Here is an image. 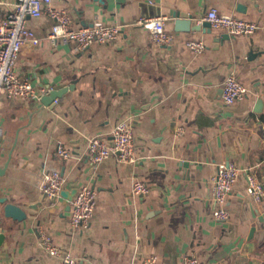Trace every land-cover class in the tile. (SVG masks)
<instances>
[{"label":"crops","instance_id":"1","mask_svg":"<svg viewBox=\"0 0 264 264\" xmlns=\"http://www.w3.org/2000/svg\"><path fill=\"white\" fill-rule=\"evenodd\" d=\"M52 4L69 9L73 24L99 19L122 30L86 50L61 40L21 50L17 72L39 92L61 89L57 104L65 106L57 110L48 104L44 95L50 91L40 100L0 95V198L27 211L24 220L0 213V264H60L41 247L40 229L79 264H142L151 254L156 264H183L184 253L192 251L200 264H264V198L255 201L246 180V172L255 170L264 183V0ZM213 7L255 20L259 27L222 42L214 37L226 32L213 27L211 32L176 29L173 11L190 12L193 22L202 23ZM7 8L1 3L0 14ZM141 15L166 16L173 42L152 40L149 29L136 22ZM28 24L43 37L52 18L31 17ZM188 38L204 40L205 50H190ZM230 73L247 90L243 99L225 104L222 83ZM122 118L134 123L139 159L130 164L111 155L93 164L85 136L111 139ZM181 124L185 133L177 136ZM60 142L71 150L69 159L57 156ZM228 160L241 172L227 198L229 216L218 221L211 215V182L217 165ZM52 170L65 177L55 199L42 189L44 172ZM135 178L150 189L134 194ZM85 183L97 190V203L89 226L77 231L70 222L69 198Z\"/></svg>","mask_w":264,"mask_h":264},{"label":"built area","instance_id":"2","mask_svg":"<svg viewBox=\"0 0 264 264\" xmlns=\"http://www.w3.org/2000/svg\"><path fill=\"white\" fill-rule=\"evenodd\" d=\"M9 8L0 14V95L8 97H23L40 100L41 93L51 91V87L38 91L29 78L20 75L16 70L17 60L24 45L39 46L43 40L56 44L58 40L65 43H74L78 50H86L94 43H104L117 38L121 33L119 24L104 23L95 19L92 24H73V15L69 9L53 6V0H14L13 2L0 1V4ZM52 18V26L46 36H38L28 24V18H38L42 15ZM166 16L141 15L136 22L143 24L151 33V38L159 45H168L173 42L174 33L165 27ZM203 20L210 21L211 27L225 31L228 35L250 34L257 30L259 24L255 20L239 18L230 13H219L216 8H210ZM186 45L195 53L205 50L204 40L188 38ZM246 86L234 75H227L222 83V100L233 103L246 96ZM58 103V100L55 99ZM185 126L179 125L175 129L176 135L185 132ZM4 130L0 126V136ZM111 139L103 136H85L86 152L89 160L97 165L100 161L117 156L119 161L135 164L139 156L135 148L134 123L130 118H122L115 123L111 132ZM56 154L61 159L72 156L69 147L61 143L57 145ZM241 168L234 161H227L217 165V170L211 182V215L218 221H225L229 216L226 204L233 184L237 180ZM42 189L51 199L61 196V189L65 182L62 172L57 170L44 172ZM248 192L255 201L264 198V183L258 178L255 170L246 172ZM133 193L142 194L150 188L146 181L135 178L132 183ZM97 190L90 184H80L70 202L71 226L80 231L89 226L92 221L97 203ZM39 241L41 247L50 255L60 259V264H79L69 249L56 244L46 229H40ZM156 254L144 257L142 264H156ZM183 264H200L198 254L194 251L186 252L182 259Z\"/></svg>","mask_w":264,"mask_h":264},{"label":"water","instance_id":"3","mask_svg":"<svg viewBox=\"0 0 264 264\" xmlns=\"http://www.w3.org/2000/svg\"><path fill=\"white\" fill-rule=\"evenodd\" d=\"M142 6H145V3H142ZM144 12L145 9H144ZM148 14V13H147ZM154 13H151V15ZM173 17L175 18L176 21V29L177 30H182V31H187V30H200L201 28H205L207 27V30L209 32L212 31L211 28V23L210 21L205 20L202 23H195L192 21V18L194 17L193 14H191L190 12H185V11H181V10H175L172 13ZM149 16V15H148ZM229 38V35L227 33H224L220 36H215L214 39L217 42H222L225 39ZM61 92V89L59 90H52L50 91V93L47 95L45 94L44 97L47 96L49 102L48 104L52 103V106H55L57 108V110L61 109L62 107L65 106V103H60L59 105L54 102V100L56 99V97H59ZM73 194L70 196V201L73 198V195L76 193V187L73 189ZM47 196V193H46ZM0 213H3V215L5 217H12L13 219L16 220H24L27 216V211L24 210L21 206H19L18 204H16L15 202L8 200L7 197H2L0 198ZM31 207H36V205H32ZM69 207H70V203H69ZM3 237V233L0 232V238Z\"/></svg>","mask_w":264,"mask_h":264}]
</instances>
